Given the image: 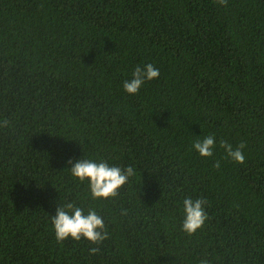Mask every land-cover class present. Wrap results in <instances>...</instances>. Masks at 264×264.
Returning a JSON list of instances; mask_svg holds the SVG:
<instances>
[{
	"label": "trees",
	"instance_id": "16d2710c",
	"mask_svg": "<svg viewBox=\"0 0 264 264\" xmlns=\"http://www.w3.org/2000/svg\"><path fill=\"white\" fill-rule=\"evenodd\" d=\"M147 63L159 77L126 93ZM4 118L0 264H264V0H0ZM222 139L246 144L243 164ZM81 158L136 175L94 200L69 171ZM187 196L208 201L192 236ZM65 202L94 208L108 239L58 243Z\"/></svg>",
	"mask_w": 264,
	"mask_h": 264
},
{
	"label": "clouds",
	"instance_id": "9594fccd",
	"mask_svg": "<svg viewBox=\"0 0 264 264\" xmlns=\"http://www.w3.org/2000/svg\"><path fill=\"white\" fill-rule=\"evenodd\" d=\"M216 3L227 6V0H215ZM159 69L152 63L136 66L132 72L130 80H124L123 90L135 95L146 81H151L159 77ZM11 123L8 118L0 120V128H10ZM219 147L223 149L227 158L238 164L245 162L243 149L246 147L244 142L237 146L231 143L220 140ZM192 148L201 157H212L213 150L216 148V137L214 134H209L203 139H196ZM72 167L69 169L71 175L81 183L87 181L88 188L92 199H110L115 198L119 194V190L126 185L130 178L136 175L132 166L120 167L109 165L104 160L97 162L93 159L81 158L79 160H69ZM220 161L217 160L213 164V168L219 169ZM183 220L181 223V231L188 236L194 235L198 230L202 229L205 221L209 216L205 210L208 201L205 197L200 196L193 199L187 196L183 199ZM127 215V209L121 211V216ZM52 230L55 239L58 243H62L67 239L80 241L86 239L91 244L99 245L101 242L108 239L109 234L106 230L103 216L99 215L94 208L85 210L79 207L75 202H65L57 206L55 215L50 216ZM98 247L89 249L91 254L98 253ZM198 264H212L207 257L201 258Z\"/></svg>",
	"mask_w": 264,
	"mask_h": 264
}]
</instances>
